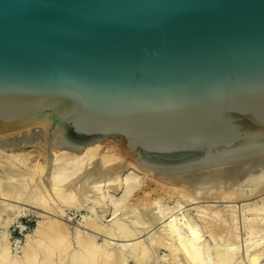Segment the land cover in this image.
Here are the masks:
<instances>
[{
	"label": "water",
	"instance_id": "obj_1",
	"mask_svg": "<svg viewBox=\"0 0 264 264\" xmlns=\"http://www.w3.org/2000/svg\"><path fill=\"white\" fill-rule=\"evenodd\" d=\"M47 120L166 168L264 135V0H0V130Z\"/></svg>",
	"mask_w": 264,
	"mask_h": 264
},
{
	"label": "bare ground",
	"instance_id": "obj_2",
	"mask_svg": "<svg viewBox=\"0 0 264 264\" xmlns=\"http://www.w3.org/2000/svg\"><path fill=\"white\" fill-rule=\"evenodd\" d=\"M51 123L0 130V264H264V135L166 168ZM66 207L88 211L73 236ZM29 208L43 218L17 254L7 230Z\"/></svg>",
	"mask_w": 264,
	"mask_h": 264
},
{
	"label": "rangeland",
	"instance_id": "obj_3",
	"mask_svg": "<svg viewBox=\"0 0 264 264\" xmlns=\"http://www.w3.org/2000/svg\"><path fill=\"white\" fill-rule=\"evenodd\" d=\"M53 130V128H51V131ZM112 139V138H111ZM110 139V140H111ZM109 140V139H107ZM113 140V139H112ZM145 185V184H144ZM140 191V190H139ZM138 191V192H139ZM141 192V191H140ZM139 192V193H140ZM175 200V199H174ZM168 201V200H167ZM170 203H173V200L171 201H168ZM66 207L65 210H66V213H67V217H64L63 219L67 220L69 219L68 221H66L65 223L69 226L70 230H71V235L73 236V231H74V228L76 227H80V222L82 221V218L84 216V214H88V211L85 210V209H81L80 211H76L75 209H72V208H68ZM28 209V208H27ZM30 209V212H26V214L22 215L18 221L15 222L14 225H11L9 228H8V235H9V240H10V243H11V247H12V250L13 252L19 254L21 252V248L20 247H23L24 243H26L27 239V236H31L33 235V232H34V228H36V224L38 223L39 220H42V216H40L39 214L37 213H44V212H41L40 210H37V209ZM75 210V211H74ZM85 210V211H84ZM98 210V214H101L100 213V209H97ZM37 212V213H36ZM45 216L48 215L47 217H49L50 214H44ZM50 217H53L52 215H50ZM58 217V216H56ZM55 217V218H56ZM58 219V218H56ZM62 220V221H64ZM79 225V226H78ZM34 229V230H33ZM4 229L2 228V226L0 227V232H3ZM32 233V234H31ZM2 234V233H0ZM26 236V237H25ZM240 237H244V235L242 234V236ZM259 237V236H257ZM102 236L100 237L98 235V240L101 241L102 240ZM101 239V240H100ZM259 239V238H258ZM26 240V241H25ZM243 242V240L241 241V243ZM240 243V246L243 245L244 243L241 244ZM17 246V247H16ZM244 246V245H243ZM241 246V247H243ZM263 262V261H262ZM264 263V262H263Z\"/></svg>",
	"mask_w": 264,
	"mask_h": 264
}]
</instances>
